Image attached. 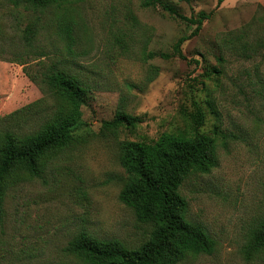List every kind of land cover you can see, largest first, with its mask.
Returning <instances> with one entry per match:
<instances>
[{
    "label": "rangeland",
    "instance_id": "rangeland-1",
    "mask_svg": "<svg viewBox=\"0 0 264 264\" xmlns=\"http://www.w3.org/2000/svg\"><path fill=\"white\" fill-rule=\"evenodd\" d=\"M161 1L186 16L212 15L191 35L196 25L161 4L70 0L66 12L76 20L70 52L58 34L62 9L32 11L0 0V118L32 105L41 116L61 105L79 114L74 132L82 137L49 160L43 177L10 186L0 264H74L67 248L81 231L128 247L144 242L151 225L119 198L127 179L121 143L153 141L164 132L192 135L198 109L205 115L199 130L214 138L218 165L191 173L180 191L188 218L216 248L178 264H264L263 252L246 253L264 221V0ZM182 36H190L181 49L185 58L173 50ZM148 51L173 56L149 59ZM55 65L79 75L86 92L51 91L26 74ZM119 109L141 121L104 128ZM37 122L33 116L30 124Z\"/></svg>",
    "mask_w": 264,
    "mask_h": 264
},
{
    "label": "trees",
    "instance_id": "trees-1",
    "mask_svg": "<svg viewBox=\"0 0 264 264\" xmlns=\"http://www.w3.org/2000/svg\"><path fill=\"white\" fill-rule=\"evenodd\" d=\"M12 1L15 6L32 11L62 9L63 13L57 19L58 34L67 41V49L73 52L76 20L66 12L70 0ZM223 1L218 0V3ZM143 4H161L171 15L195 24L191 35L197 34L212 15V12L200 11L197 16H186L174 4L161 0H144ZM34 33L28 32L29 35ZM189 37L182 36L176 41L175 55L185 58L181 49ZM144 54L149 59L173 56V53L155 51ZM154 71L157 74V69ZM26 74L51 91L86 92L87 83L63 67L55 65L39 74L32 75L28 71ZM38 107L27 106L0 118V218L4 215L10 186L25 179L43 177L49 160L57 152L82 141V137L74 132L80 122L78 113L60 105L53 113L40 116ZM33 116H37V124H30ZM204 119V112L198 109L192 135L164 132L153 141L125 140L121 143L119 161L127 172V179L119 198L134 211L138 221L150 224L152 230L136 247H128L120 239L98 238L81 231L67 248L77 259L74 264H178L189 255L215 251L216 240L202 225L188 218V201L180 191L191 173H208L218 165L214 138L199 130ZM140 121L138 116L119 109L112 119L103 121V127L116 131L123 126L134 128ZM260 252L264 256V221L246 248L248 257Z\"/></svg>",
    "mask_w": 264,
    "mask_h": 264
}]
</instances>
